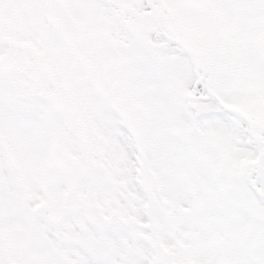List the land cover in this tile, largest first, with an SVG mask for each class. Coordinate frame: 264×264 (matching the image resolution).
Returning a JSON list of instances; mask_svg holds the SVG:
<instances>
[{
	"label": "snow or ice",
	"instance_id": "snow-or-ice-1",
	"mask_svg": "<svg viewBox=\"0 0 264 264\" xmlns=\"http://www.w3.org/2000/svg\"><path fill=\"white\" fill-rule=\"evenodd\" d=\"M0 264H264V0H0Z\"/></svg>",
	"mask_w": 264,
	"mask_h": 264
}]
</instances>
